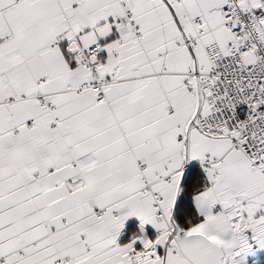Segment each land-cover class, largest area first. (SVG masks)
<instances>
[{
    "label": "snow or ice",
    "instance_id": "snow-or-ice-1",
    "mask_svg": "<svg viewBox=\"0 0 264 264\" xmlns=\"http://www.w3.org/2000/svg\"><path fill=\"white\" fill-rule=\"evenodd\" d=\"M0 264H264V0H0Z\"/></svg>",
    "mask_w": 264,
    "mask_h": 264
}]
</instances>
